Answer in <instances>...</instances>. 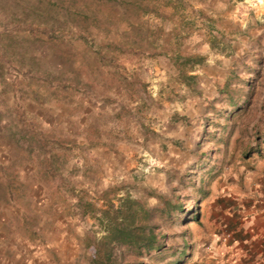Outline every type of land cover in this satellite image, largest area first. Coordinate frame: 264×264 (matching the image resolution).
Returning a JSON list of instances; mask_svg holds the SVG:
<instances>
[{
  "label": "rangeland",
  "instance_id": "1",
  "mask_svg": "<svg viewBox=\"0 0 264 264\" xmlns=\"http://www.w3.org/2000/svg\"><path fill=\"white\" fill-rule=\"evenodd\" d=\"M167 1L147 0L151 11L136 15L135 8L130 12L124 5L122 10L107 0H0V240L9 255L7 264L33 260L23 252L29 250L25 244L16 249L18 242L49 243L60 234L65 237L60 257L69 259L79 252L87 258L92 252L89 238L101 233L91 211L80 214L75 195L94 201L93 192L111 184L124 186L138 199L152 190L162 201L183 206L184 211L163 218L165 246L144 255L145 263L264 264L259 237H250L244 225L249 194L253 197L264 184V139L255 141L252 132L256 124L264 127V0ZM66 4L68 9L63 8ZM197 11L221 17L227 29L235 30L241 41L232 42L231 52L209 49L203 41L206 25H200ZM73 13L96 15L101 28ZM106 17L112 25L104 23ZM179 19L195 21L194 33L181 50L207 55V64L194 71L196 93L176 86L167 59L127 58L114 52L118 63L146 86L145 93L135 86L142 98L129 104V115L117 118L115 106L96 105L81 94L47 93L31 78L32 72H47L52 78L60 71L63 79L70 78L82 59L95 71L91 50L70 34L76 27L85 29L96 46L124 43L123 33L132 26L167 32ZM26 25L44 27L60 39L55 42L45 34L34 39ZM145 42L134 46H153L149 39ZM9 83L17 88L15 93ZM15 104L42 131L74 138L73 154L58 173L68 178L75 193L53 191L56 181L45 187L53 193H46L34 177V159L12 168L15 175L7 169L21 156L6 138ZM93 136L99 145L83 146ZM32 171L33 178L26 180ZM94 202L98 208L102 204ZM190 211L197 213L195 219ZM50 255L51 264H68Z\"/></svg>",
  "mask_w": 264,
  "mask_h": 264
},
{
  "label": "trees",
  "instance_id": "2",
  "mask_svg": "<svg viewBox=\"0 0 264 264\" xmlns=\"http://www.w3.org/2000/svg\"><path fill=\"white\" fill-rule=\"evenodd\" d=\"M107 1L113 2L122 10H124V5H126L127 10L130 12L132 8H135L137 10L136 15L148 14L151 11L146 6L147 0ZM169 1L167 2L171 5ZM176 1L179 2V0ZM198 1L202 2L203 0ZM84 6L88 7V4L85 3ZM63 8L68 9L69 5L66 4ZM197 12H199L195 13L197 17L205 20L203 21L200 18V25H206L202 29L203 41L207 43L209 49L220 54H224L226 49L231 52L232 42L240 40L235 36V30L227 29L221 17L212 18V16H207L203 12ZM73 15L78 18L89 19L93 25L101 28L99 24L101 18L99 19L96 15L80 16V13H73ZM104 23L107 25L113 24L107 17L104 19ZM76 24L78 26V23ZM26 26V30L30 35L34 36V39L37 34H45L48 39H53L55 42L60 39V35H56L53 31H50L51 33L46 32L47 30L44 27ZM193 26H195V21L190 19H179L175 27L167 32H164L161 27L151 29L153 31L150 33L149 28L144 31L140 26H132L128 32L123 33L124 43L101 42L96 44V46L88 39V33L85 32V29L76 27L70 34L84 42L91 50L95 71H91L92 65L87 64L82 59L70 78L68 76L63 79L61 71L52 78L47 72H32L31 78L42 83L47 89V93L72 97L81 94L96 105L102 104L106 108L115 106L117 109L115 116L117 118L129 115L132 113L129 104L133 103L135 99L142 98V95L135 91V86L139 85L144 93L146 86L134 72L126 70L122 64H119L116 58L112 56V53L125 55L127 58L163 57L168 60L172 67L174 76L172 80L176 86L182 87L188 93H196L197 76L194 71L207 64V55L186 53L181 50L182 42L194 33ZM148 39L151 42L149 45L153 43L151 48L144 47V45L134 46L138 42L144 43ZM145 44L147 43L145 42ZM2 50L0 49V59L4 53H2ZM2 68L3 64L0 63V69ZM12 85V83H9L11 91L15 93L17 88ZM19 92L23 93L24 89L19 87ZM230 101L231 105L235 104L232 97ZM11 110L10 126L6 127L9 135L6 138L10 148L17 153L20 152L21 156L10 162L7 169L13 170L11 173L15 175V170L12 168H17L19 165L28 163V161L32 163L34 159L36 172L32 171L33 173L31 176H27L26 180L32 179L35 172L34 177L37 178V183L41 188L45 189L46 193L52 194L53 191L59 192L62 189L67 194L75 193L74 187L68 178L58 173L59 168L66 163L69 155L73 154L72 149L77 144L74 138L71 136L66 138L57 137L51 132L42 131L33 121L26 117L25 111L16 104ZM261 125L256 124L253 126L252 132L255 141H259L260 138L264 139V127ZM86 142L83 146L88 147L90 145L92 147L99 145L100 141L97 136H93L90 139H86ZM256 144L258 145V142ZM79 148L80 150L83 149L80 146ZM250 152V149L247 150L243 158H248ZM14 156L18 157V155ZM50 181H56V187H54L53 191L48 192L45 187L49 185ZM6 184L10 185V182H6ZM25 187L30 186L28 184ZM123 189L124 186L122 185L111 184L99 191L95 190L93 192V200L102 201L99 208L90 197L84 200L83 197L75 195V203L80 214L84 215L87 210L91 211L101 234L98 237L92 236L89 238L87 245L92 246V252L87 258L77 252L74 257L67 259L65 263L147 264L142 259L144 255H148L151 252L159 253L163 249L167 235L162 229V222L170 214L184 211L182 204L178 201L171 204L166 199L162 201L160 199L162 195L154 194L152 190L146 192L148 197L138 199ZM8 195H10V192ZM149 198L153 199V203L149 202ZM59 201L63 200L59 199ZM157 202L161 203V205L158 206ZM190 212L195 219L197 213Z\"/></svg>",
  "mask_w": 264,
  "mask_h": 264
},
{
  "label": "crops",
  "instance_id": "3",
  "mask_svg": "<svg viewBox=\"0 0 264 264\" xmlns=\"http://www.w3.org/2000/svg\"><path fill=\"white\" fill-rule=\"evenodd\" d=\"M264 175V174H263ZM264 182V176L260 179V182ZM250 195L249 203L246 206V210L244 213L247 214L245 217V230L248 231L250 234V237H259V241L261 243L260 253L262 254L264 258V184L263 186L258 189L256 195H253V197ZM252 200V201H251ZM65 237L60 234L57 235L52 241L49 243H43V244H35L32 242H27L25 240V243H17L16 249L23 248L25 244V248L29 250H25L26 257H32V261L30 260V263L27 264H51V254H53L55 257H60L61 253H59V248L64 243ZM2 240V239H1ZM0 240V264H7L9 262V255L6 252V245L2 244V241ZM44 242V241H43ZM32 243V244H31ZM21 244V247H20ZM23 245V246H22ZM31 250V251H30ZM27 252H30L27 254ZM57 252L60 254H57ZM257 253V254H260ZM239 254V251L237 252ZM50 255V256H49ZM53 258V257H52ZM71 258V257H70ZM69 258V259H70ZM60 260L66 261L67 259L63 257L59 258Z\"/></svg>",
  "mask_w": 264,
  "mask_h": 264
}]
</instances>
